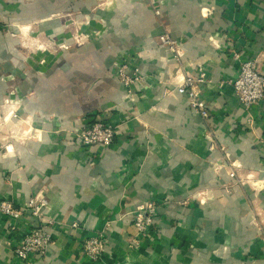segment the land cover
Instances as JSON below:
<instances>
[{"label":"crops","instance_id":"0c3cea01","mask_svg":"<svg viewBox=\"0 0 264 264\" xmlns=\"http://www.w3.org/2000/svg\"><path fill=\"white\" fill-rule=\"evenodd\" d=\"M21 30L60 51L32 53ZM235 51L264 76V0H0V203L42 196L52 223L42 260L17 261L29 223L0 214V264H264V190L228 175L236 162L264 189V100L253 115L239 104ZM122 66L141 81L127 87ZM200 70L206 121L175 91ZM94 122L119 126L109 148L76 137ZM152 203L133 247V213ZM103 232L91 261L83 243Z\"/></svg>","mask_w":264,"mask_h":264},{"label":"built area","instance_id":"2783aa9c","mask_svg":"<svg viewBox=\"0 0 264 264\" xmlns=\"http://www.w3.org/2000/svg\"><path fill=\"white\" fill-rule=\"evenodd\" d=\"M84 36L80 35L76 38V42L81 44L84 41ZM86 39V38H85ZM161 45L168 48L175 53V59L180 58V51L175 42L168 34L163 35L159 39ZM232 59L239 65V77L231 82L234 94L239 104L248 112L252 114V110L258 108L264 100V76L257 70L256 60L237 51L233 52ZM126 66H122L119 70V77L127 87L141 81L136 73L131 78L125 74ZM207 82V73L205 70H200L198 76H184L176 85L175 91L182 96H185L190 104L191 110L197 114L203 121L210 118V113L207 109L206 103L202 98V89ZM130 98V96H127ZM119 133V126L106 122H94L81 132L77 134V138L81 142L84 150L93 147H100L103 149L109 148L117 138ZM232 170L228 175L231 179H237L239 173L236 169L238 166L234 162H229ZM48 206V202L42 196L34 197L29 200L25 208L17 209L10 202L0 203V214L7 217L9 220L20 223L27 220L29 225L25 227L24 234L20 236L15 244L13 250L15 259L17 261L28 260H42L47 254L51 245L52 237L47 231V225L51 222H45L42 218V211ZM157 208L152 204L139 207L134 215L133 227L135 235L131 239L133 247H139L142 240H144L153 227L154 216ZM76 226V224H74ZM16 227H12L11 231L15 232ZM107 249V238L105 232L99 234L97 237L88 238L83 243V250L85 257L91 261L97 262L102 259Z\"/></svg>","mask_w":264,"mask_h":264},{"label":"rangeland","instance_id":"374dc122","mask_svg":"<svg viewBox=\"0 0 264 264\" xmlns=\"http://www.w3.org/2000/svg\"><path fill=\"white\" fill-rule=\"evenodd\" d=\"M31 32H27V37L24 30H21V36L25 37L23 40H27V42H30V44L33 46L34 51L32 53H53V54H57L60 51V47L57 45V38H47L46 36L42 35V34H38L39 32H35L37 35L36 36H30ZM77 36V35H76ZM74 37V39H76L77 37ZM73 37V36H72ZM88 42L87 39L84 38V41H82V44H86ZM119 80L122 81V79L119 77ZM236 163V162H235ZM239 181L242 184H249V186L253 189V192L255 195H259L263 192V181L258 179L256 176H252L250 174H239ZM138 209V208H137ZM136 209V210H137ZM136 212V211H135ZM135 212L133 213V218L135 215Z\"/></svg>","mask_w":264,"mask_h":264}]
</instances>
